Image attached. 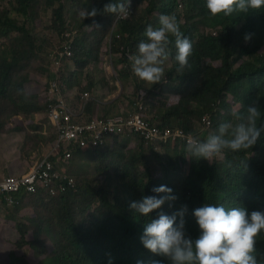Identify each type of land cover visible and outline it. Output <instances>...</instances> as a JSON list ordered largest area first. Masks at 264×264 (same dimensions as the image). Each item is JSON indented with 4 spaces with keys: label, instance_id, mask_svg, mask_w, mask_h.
<instances>
[{
    "label": "trees",
    "instance_id": "16d2710c",
    "mask_svg": "<svg viewBox=\"0 0 264 264\" xmlns=\"http://www.w3.org/2000/svg\"><path fill=\"white\" fill-rule=\"evenodd\" d=\"M68 1L80 8L88 3V0H8L0 5V166H5L0 170L3 172L23 165L34 152H44L55 140L56 135L40 140L48 135L47 129L42 128V123L32 121L56 100L49 85L44 92L45 81L37 78V75L47 76V84L50 79L43 62L47 40L39 39L35 23L40 12H44L51 14L49 29L67 28L64 14ZM107 2L90 0L89 9H100L98 14L84 20L74 19L73 57L63 59L65 69L60 74L69 87L95 93L98 84H108L102 69L105 58L111 56L118 72L115 80L127 82L131 78L135 93L146 90V104L163 124L200 131L197 133L200 139L214 132L221 120L230 119V110L244 112L254 100H258L264 116V10L237 17L209 16L202 0H134L133 14L113 28L117 14L103 12ZM161 14L175 16L181 31L192 41L193 52L189 57L190 68L178 75L173 59L174 37L171 38L169 56L163 65L167 77L150 86L135 77L127 53L131 48L132 54L136 51L147 24L159 26ZM116 32L121 37L114 38L110 45V34L115 36ZM246 33L251 34L249 40L244 39ZM117 88L115 84L112 91ZM213 102L217 104V112L213 114L212 126L205 128L202 123L197 126L195 121L205 111H211ZM119 112L118 98L106 102L99 98L88 108V116ZM128 136L114 139L105 148L69 145L66 150L78 156L87 155L93 161L94 171L87 175L74 169L73 174V155L67 162H57L59 170L75 176L74 186L65 192L21 193L15 211H27L30 225L16 224L20 239L11 252L10 264H34V261L108 264L109 257L112 264H136L138 259L165 260L168 264L140 240L144 225L161 211L172 214L187 205L185 229L195 237L200 230L192 211L204 202L240 204L249 211L264 210V136L252 148L236 153L225 150L211 162L193 157L185 143H168L158 152L145 147L138 138L132 140ZM16 139L22 143L16 144ZM116 156L117 161L111 159ZM159 185L171 187L177 199L166 200L160 209L147 215L129 206L143 195H167L152 191ZM10 208L7 206L5 210ZM42 234L48 239L42 240ZM256 249L257 259L264 264V236L257 240Z\"/></svg>",
    "mask_w": 264,
    "mask_h": 264
},
{
    "label": "clouds",
    "instance_id": "9594fccd",
    "mask_svg": "<svg viewBox=\"0 0 264 264\" xmlns=\"http://www.w3.org/2000/svg\"><path fill=\"white\" fill-rule=\"evenodd\" d=\"M129 1H131L130 12L127 7ZM202 2L203 7L207 10L209 16H216L219 14L223 17H237L248 14L254 10H264V0H202ZM89 3L90 0L78 10V16L82 20L86 17H95L100 11V9L96 7H91L89 9ZM134 6V0H108V2L103 5V12L117 14L113 25L115 28L116 25L128 19L133 14ZM66 11L67 4L65 14ZM128 13L129 16L127 18L118 20V15L126 17ZM65 14L64 18L66 16ZM95 23L96 22L93 21V24ZM158 24V27H154L152 24H147L141 34L142 38L139 39L136 44V51L133 54H129L130 50H128L127 53L128 59L131 63V70L135 77L139 81L150 86L164 81L167 77V70L164 69L163 65L166 58L169 56V44L173 42L171 38L174 37L175 53L173 59L177 64L175 70L178 75H182L186 72V69L190 68L189 57L193 52L192 41L181 31L180 25L175 16L161 14ZM54 30L60 33V40L54 46L43 51L44 66L49 69L50 72L53 59L56 58L54 62L59 61V64L56 65L55 63V67L59 74V80L64 85L66 91L69 90L73 92L76 99H79L83 92H89L90 98L86 104L85 118H114L126 114L127 111L132 110L136 104H139L142 106V114L152 124L158 125L161 128H181L195 136L189 137L186 142L174 140L165 143L162 142L156 146L152 143H147L139 133L124 131L112 135L113 137L110 136L104 145L95 146L87 142L82 145L92 149L105 148L108 147L114 139L120 138L124 135H130L134 137L132 140L138 138L145 147H151L158 152H160L168 143H185L187 151H189L193 157L197 159L204 158L211 162L225 150L236 153L252 148V146L257 143L258 139L264 136V116L261 114L258 100H254L252 103L248 104L244 112H241L240 110H230V119L221 120L214 132L209 133L207 136L200 139V136L197 134L200 131L195 132L193 130H187L182 126L174 127L172 125L163 124L160 118L154 114L150 106L146 104V90L140 89L135 93V83L131 78L127 82L118 79L115 80L118 88L120 82L124 88V92L127 88L129 94L133 93L131 96L122 97L119 101V113L110 116H88L89 104L92 101L99 100L97 95L86 88L80 90L77 86L69 87L66 82L60 79V74L65 69L63 59L73 57L76 31L67 28L62 31H59L58 29ZM115 34V36H113L114 33L110 34V36H113L110 39V45L114 38L118 39L121 37L120 33L116 32ZM250 38L251 34L246 33L244 39L249 40ZM69 44L71 45L70 55L65 52L66 47ZM63 52L64 54L61 55ZM105 61H107L108 64V58H105ZM110 64L111 72L114 77L115 75H118V72L116 71L111 56ZM105 75L110 81L108 73L105 72ZM83 81L85 82V80ZM48 85H50V83H48ZM130 86H132L133 91L130 90ZM123 102L124 104L126 103L124 106L122 105ZM216 112L217 104L213 102L211 111H205L195 123L197 126L202 123L205 128L211 127L213 124V114H216ZM45 114L51 123L53 131L56 133V140V127L49 116L47 109ZM205 115L208 116L210 124H207V122L203 120ZM258 120L260 121L259 123ZM55 140L51 142L46 152L51 149ZM41 156L37 157L31 165L26 166L23 171H13L12 168L14 166L10 169L6 168L4 172L6 171L5 173H7L8 171V173L2 179L9 175H21L25 173L31 169ZM68 160L61 161L60 164L67 162ZM241 163H243V161H241ZM61 170L74 176L69 171L64 169ZM152 191L155 193H166L167 195H143L141 199L131 201L129 206L138 213L147 215L154 209H160L166 200L174 201L177 199V197L172 194V188L166 185L155 186ZM40 192L49 191H39L36 193ZM20 196L21 194L18 195L19 201ZM5 209L6 207L0 209V212L5 211ZM186 211L187 205H182L172 214H167L161 211L157 217L151 218L149 222L144 225L143 232L140 236L143 246L152 253L164 257L168 264H262V261L257 259L256 243L261 236H264V210L249 211L246 207L240 204L226 206L224 203L219 202H204L201 206L194 208L192 211L196 224L200 230L195 237H192L186 232L184 220ZM178 216L179 220H177ZM108 264H112L111 257H109ZM136 264H165V260L146 261L138 259Z\"/></svg>",
    "mask_w": 264,
    "mask_h": 264
},
{
    "label": "built area",
    "instance_id": "2783aa9c",
    "mask_svg": "<svg viewBox=\"0 0 264 264\" xmlns=\"http://www.w3.org/2000/svg\"><path fill=\"white\" fill-rule=\"evenodd\" d=\"M131 1L127 7L130 12ZM118 15V20L125 19ZM71 45H67L65 52L71 54ZM64 52L61 54L63 55ZM49 74V89L55 94L56 100L49 103L47 112L51 117L57 131V139L50 150L43 154L31 167L21 175H9L0 180V209L14 206L19 202L18 195L22 192L28 194L39 191H49L55 195L64 192L74 186L75 177L56 167L57 162L66 161L72 156L71 150L66 148L71 144L89 143L95 146L104 145L108 138L124 131L139 133L147 143L158 146L162 142L180 140L187 141L189 137H195L184 129L169 127L161 128L152 124L142 114L139 104L127 111L126 114L114 118H85L86 104L90 98L88 91L81 94L79 99L73 92L65 89L59 80V74L55 67L59 61L54 62ZM203 120L210 124L208 116ZM55 158V160H54Z\"/></svg>",
    "mask_w": 264,
    "mask_h": 264
},
{
    "label": "rangeland",
    "instance_id": "374dc122",
    "mask_svg": "<svg viewBox=\"0 0 264 264\" xmlns=\"http://www.w3.org/2000/svg\"><path fill=\"white\" fill-rule=\"evenodd\" d=\"M7 1L8 0H0V5H4L5 3H7ZM79 9H80L79 5H75L74 3L70 2V1L67 2V11L65 14L66 15L65 19H66L67 29H72L74 27V24H75L74 19L79 17L78 16V10ZM134 10H135V7H134ZM35 24H36V32H37L39 39L42 40L44 38L47 40V42L45 43L44 50L49 48V47L54 46L55 44H57V42L60 40V33L54 30L56 28L49 29V27L51 25V14L50 13L40 12L39 19L36 21ZM112 37L113 36H110V39ZM1 41H2V39L0 37V42ZM129 54H131L130 51H129ZM106 58H108V64H107V61L104 62L102 71H103V73H105V72L108 73V75L110 77V81L105 86H101L100 84H98L95 95H97L98 98L102 99L103 102H106L110 98H118V103H119V101L122 99V97L131 96L133 93L129 94L127 92V88L125 89V92H124V88L122 87L120 82H119L120 86H119L118 90H116L114 92L112 91V87L117 83H116V81L112 75V72H111L110 56H108ZM114 66H115V64H114ZM46 77L47 76H45V75H37V78L40 80V82L43 80L45 81L44 82L45 85L43 86V89H45V91H46L47 85H48L47 81H46L47 80ZM130 87H131L130 90L133 91L132 86H130ZM125 104H124V102L122 103L123 106ZM32 121L42 123L43 124L42 128L45 127L47 129L48 135L44 139L39 138L40 140L48 139L49 135L53 136L52 138H54V136H55L54 131L52 129L50 121H49L48 117L46 116L45 112L44 113L43 112L38 113V116L37 117L34 116ZM128 137L131 139L132 136H128ZM132 139H134V137H132ZM0 140H1V135H0ZM15 142H16V144L22 143V141L19 139H16ZM50 144H49V146H50ZM46 146H47V144H46ZM46 146H44V147H46ZM46 150H44V152H42V153L34 152L24 162L25 166H14L12 168V170L13 171L25 170L26 166L31 165L33 163V161L37 157L43 155L46 152ZM147 152L149 153V149H147ZM131 154H133V153H129V155H131ZM72 158L74 160V162L71 163V172L73 174H74V169L80 171L81 173L87 174V175H90L94 171L93 161L87 155L78 156V155L73 154ZM111 159L117 161L118 157L117 156L111 157ZM3 167H5V166H0V169H2ZM140 172H141V169L136 170V174H139ZM7 173H8V171H7ZM7 173L0 170V179H2ZM102 180H104V179H102ZM26 213H27V211H20V212L15 211V207H12V208L7 209L3 212H0V264H10L11 252H13L15 250L16 242L18 239H20V233L17 230L16 224L18 222H20V225H21L25 222L26 224L30 225V222H29L28 218L26 217ZM41 238H42V240L48 239L45 236V234H42ZM37 262L38 261H34L33 263L37 264Z\"/></svg>",
    "mask_w": 264,
    "mask_h": 264
}]
</instances>
